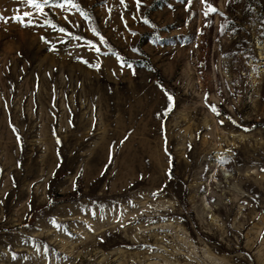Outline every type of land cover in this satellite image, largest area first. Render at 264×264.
Returning <instances> with one entry per match:
<instances>
[{
    "label": "rangeland",
    "instance_id": "1",
    "mask_svg": "<svg viewBox=\"0 0 264 264\" xmlns=\"http://www.w3.org/2000/svg\"><path fill=\"white\" fill-rule=\"evenodd\" d=\"M62 2L0 0V264H264V0Z\"/></svg>",
    "mask_w": 264,
    "mask_h": 264
},
{
    "label": "snow or ice",
    "instance_id": "2",
    "mask_svg": "<svg viewBox=\"0 0 264 264\" xmlns=\"http://www.w3.org/2000/svg\"><path fill=\"white\" fill-rule=\"evenodd\" d=\"M26 2L31 8H34L38 12H41L42 14L46 15V13H44L43 10H44L45 5H49V0H26ZM141 2H142V0H136L137 7H139ZM201 2L204 3L207 6L208 10L213 11V12L216 11V9L212 5L208 4L207 0H201ZM121 3L123 4L124 0H121ZM65 4L69 5L72 8L79 9L80 12H81V15H84L87 18V14L84 13L83 9L80 7V5L78 3H75V0H63V2L59 3L57 6L60 7V8H64ZM31 15H32L31 12L25 11L22 15L18 14L16 16L12 17V18L16 19L21 24H24L25 26H28V25L33 24L34 21L32 19H28L27 21H25L24 17H31ZM205 15H207V11L205 12ZM0 19H3V17L0 16ZM45 23L51 24V21L45 20ZM145 23H150V21L145 20ZM51 26L52 27H56V25H54V24H52ZM59 31L64 32V31H66V29L60 28ZM97 35H99V34L97 33ZM42 39H43V37H42ZM101 40H103V37H101ZM89 43H91V41H89ZM97 51H99V49H97ZM85 63H87V61H85ZM96 67H99V65H96ZM168 99L171 100L172 99L171 96H169ZM211 108H212L213 112H217V109H216V107L214 105H212Z\"/></svg>",
    "mask_w": 264,
    "mask_h": 264
}]
</instances>
